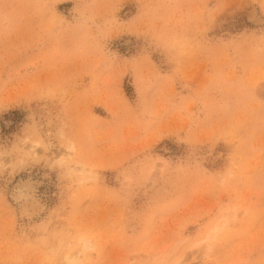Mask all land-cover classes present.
Wrapping results in <instances>:
<instances>
[{
  "label": "rangeland",
  "instance_id": "374dc122",
  "mask_svg": "<svg viewBox=\"0 0 264 264\" xmlns=\"http://www.w3.org/2000/svg\"><path fill=\"white\" fill-rule=\"evenodd\" d=\"M66 257L264 264V0H0V264Z\"/></svg>",
  "mask_w": 264,
  "mask_h": 264
},
{
  "label": "bare ground",
  "instance_id": "6f19581e",
  "mask_svg": "<svg viewBox=\"0 0 264 264\" xmlns=\"http://www.w3.org/2000/svg\"><path fill=\"white\" fill-rule=\"evenodd\" d=\"M23 192V191H22ZM21 193L19 191V197H21ZM23 197V196H22ZM207 240L209 239V235H207ZM71 257H66V261H67V264H74L75 262H77V260L79 259V257H77V259H74V260H70Z\"/></svg>",
  "mask_w": 264,
  "mask_h": 264
}]
</instances>
